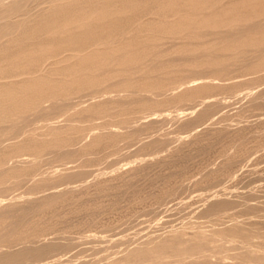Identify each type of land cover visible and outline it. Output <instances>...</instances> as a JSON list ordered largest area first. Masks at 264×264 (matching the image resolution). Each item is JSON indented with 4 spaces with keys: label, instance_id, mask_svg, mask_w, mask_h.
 I'll return each instance as SVG.
<instances>
[{
    "label": "rangeland",
    "instance_id": "374dc122",
    "mask_svg": "<svg viewBox=\"0 0 264 264\" xmlns=\"http://www.w3.org/2000/svg\"><path fill=\"white\" fill-rule=\"evenodd\" d=\"M109 2L0 0V264H264V0Z\"/></svg>",
    "mask_w": 264,
    "mask_h": 264
},
{
    "label": "bare ground",
    "instance_id": "6f19581e",
    "mask_svg": "<svg viewBox=\"0 0 264 264\" xmlns=\"http://www.w3.org/2000/svg\"><path fill=\"white\" fill-rule=\"evenodd\" d=\"M28 1V0H27ZM111 2H109L110 4H105V6H111L112 4H113V0H110ZM18 2H20V1H18ZM18 2H17V4H18ZM259 2V1H258ZM15 3V5H17L16 4V2H14ZM21 3V2H20ZM145 3V2H144ZM137 5V4H136ZM10 6H14V5H9L8 6V8L10 7ZM17 7H22L21 6V4H20V6H18L17 5ZM8 8H6V9H8ZM14 8H16L15 6H14ZM24 8V7H23ZM23 8H22V11H24L25 10V8H24V10H23ZM179 8V7H178ZM12 8H10L9 10H11ZM20 9V8H19ZM15 10V9H14ZM14 10H13V12H14ZM19 11V10H18ZM8 12V11H7ZM139 13L137 14V17H139L138 19H143L144 17H146L147 15H149V14H152V13H156V14H160V15H163V14H166V12H169V10H167V9H155V8H152V7H146V8H143V9H141L140 11H138ZM239 12V11H238ZM14 13H16V12H14ZM17 13H19V12H17ZM43 13V12H42ZM119 13V12H118ZM4 14H7L8 15V13H4ZM39 14V13H38ZM24 15H25V13H24ZM6 16V15H5ZM11 16V15H10ZM25 17H27V15L25 16ZM0 18H1V16H0ZM11 18V17H10ZM76 18V17H75ZM131 18H132V16H131ZM167 18V17H166ZM8 19V18H7ZM26 20V19H25ZM0 22H1V20H0ZM122 22V21H121ZM190 22H191V20L190 21H188V22H186V20L185 21H179V23L182 25V24H190ZM205 22H207V21H205V20H200L198 23H200V24H205ZM4 23V22H3ZM8 23H10V26L11 25H13V23L12 22H8ZM12 23V24H11ZM146 23H149V24H159L160 22H157V21H154V20H148ZM165 23H167V25H169V27L168 28H170V27H175V24H173L174 22H165ZM259 23H261L262 24V22H259ZM5 24H7V23H5ZM16 24V23H15ZM173 24V25H172ZM4 25V24H3ZM176 25H178V23H176ZM8 26H9V24H8ZM22 26V25H21ZM258 26H260L259 24H258ZM13 27V26H12ZM231 27V26H230ZM254 27H256V26H254ZM261 27V26H260ZM1 28H5V27H0V31H1ZM16 28V27H15ZM12 29V28H11ZM11 29H10V31H11ZM118 29V28H117ZM254 29H257V28H254ZM5 30H8V29H5ZM257 30H259V29H257ZM16 31V30H15ZM253 31V30H252ZM2 32V31H1ZM246 32V31H245ZM136 33V32H135ZM138 34V33H137ZM136 34V35H137ZM139 35V34H138ZM4 36H5V34H4ZM232 36V35H231ZM2 37H3V33H2ZM68 37V36H67ZM105 37V36H104ZM141 37V36H140ZM106 38V37H105ZM0 39H2L1 37H0ZM119 39V38H118ZM231 39V38H230ZM86 42H85V45H84V43L82 42V41H80L79 43L80 44H78L77 46H75V47H65L66 49H64V50H59L58 51V49L57 50H55L54 51V53H52L53 54V56H51V57H55V56H58V55H60V54H62L65 50H70V51H77V52H83V51H85L87 48H89L91 45H93V44H95V42H94V40H93V38H86ZM120 40V39H119ZM118 40V41H119ZM3 43V42H2ZM30 45H34L33 43H28V44H26L25 46H30ZM104 46V45H103ZM259 50V49H258ZM58 51V52H57ZM257 51V50H256ZM264 51V50H263ZM263 51H262V53H263ZM57 52V53H56ZM5 54V53H4ZM94 55H95V52L94 51H91V52H88L87 54H85V55H81V56H76V55H74V54H68V55H64V56H62V60H64V61H66V60H69V59H72V58H77L78 59V62H79V64H82L85 60H91L93 57H94ZM12 56V54H9V55H3V54H1L0 55V60L2 61H4V63L5 62H8V61H6L7 59H9L10 57ZM187 57V56H186ZM191 57V56H190ZM197 57V56H196ZM31 67H33V68H35L36 66H31ZM201 67V66H200ZM57 68V67H56ZM14 69V68H13ZM32 69V68H31ZM36 70V69H35ZM34 70V71H35ZM34 71H14L13 72V74H10V75H7L6 77H16V76H18V75H20V74H24V73H33ZM58 71V70H57ZM85 73H87V72H85ZM41 74V73H40ZM77 74V73H76ZM101 74V73H100ZM137 76V75H136ZM140 76V75H139ZM0 78H3L2 76H0ZM128 79V78H127ZM43 79L42 78H29V77H26V78H23V79H18V80H11V81H6V82H0V122H4V121H7L8 120V118H12V117H14V116H16V117H22V116H24L23 114H25V112L23 111V110H26L27 109V105L28 104H30L31 103V100L30 99H28L27 97H25V96H28V95H30V93H33L35 90H38L39 91V94H40V97L39 98H41L42 99V96L44 95V94H46L48 91H49V96H48V98H50V97H53V95H56L57 93H56V91H54V88L49 84L50 82L47 80V82L45 81V82H43L42 81ZM111 83V82H110ZM114 84V83H113ZM14 86H20V87H22L21 89H22V91H23V93H22V95H23V97H17V95H16V92H14V91H12V90H14L13 89V87ZM180 86V85H179ZM176 88V87H175ZM114 89H115V87H114ZM249 90V89H248ZM45 91V92H44ZM56 93V94H55ZM93 93V92H92ZM145 93V92H144ZM143 93V94H144ZM88 94V93H87ZM87 94H84V96L83 97H85ZM137 94V93H136ZM113 94H111V96H112ZM115 95V94H114ZM119 95H121V94H119ZM263 95V94H262ZM110 96V95H109ZM110 96V97H111ZM164 96V95H163ZM90 97V96H89ZM95 97V96H94ZM154 98H157V97H154ZM262 98V97H261ZM83 99H85V98H83ZM57 100V99H56ZM59 100H61V99H59ZM70 100V99H69ZM81 100V99H80ZM41 101V100H40ZM53 101V100H52ZM63 102L65 101V100H62ZM67 101V100H66ZM71 101H76V99L75 100H72L71 99ZM90 101V100H89ZM133 102V101H132ZM33 103V102H32ZM71 103V102H70ZM85 103V102H84ZM81 105H83V104H81ZM80 105V106H81ZM49 106H51V104L49 103V104H45V105H41L40 107L41 108H46V107H49ZM79 107V106H78ZM20 109V110H18V109ZM22 109V110H21ZM47 111V110H46ZM72 111V110H71ZM65 112V111H64ZM66 113H68V112H66ZM66 113H65V115H66ZM36 114V113H35ZM62 115V114H61ZM136 115V114H135ZM45 116V115H44ZM84 118L86 117V116H83ZM106 117V116H105ZM38 118V117H37ZM86 119V118H85ZM112 119V118H111ZM34 120V119H33ZM32 120V121H33ZM115 120V119H114ZM36 123H38V121L36 122ZM69 123H71V122H69ZM73 123V122H72ZM78 123V122H77ZM51 124V123H50ZM46 127V126H45ZM110 127V126H109ZM24 130V129H23ZM41 130H43V129H41ZM7 131V130H6ZM97 131V130H96ZM18 132V131H17ZM100 132V131H99ZM16 134V133H15ZM25 134H27V133H25ZM52 134V133H51ZM30 135V134H29ZM53 135V134H52ZM22 136V135H21ZM40 136H43V134H40ZM11 137V136H10ZM28 138V137H27ZM14 141V140H13ZM57 144V143H56ZM1 145V144H0ZM2 145H3V143H2ZM2 145H1V147H2ZM65 148V147H64ZM0 149H2V148H0ZM60 152V151H59ZM76 157V156H75ZM37 158V157H36ZM43 158V157H42ZM41 158V159H42ZM84 158H86V157H84ZM35 159V158H34ZM39 161V160H38ZM41 161V160H40ZM17 163V162H16ZM7 165V164H6ZM4 166V165H3ZM3 173V172H2ZM1 173V174H2ZM46 174V173H45ZM82 174H83V171H82ZM40 176V175H39ZM36 177V176H35ZM41 177V176H40ZM44 177V176H43ZM50 177H52V176H50ZM72 177V176H71ZM75 177V176H74ZM36 179H37V177H36ZM33 182V181H32ZM30 184V183H29ZM0 189H1V187H0ZM53 199V198H52ZM35 206V205H34ZM5 207V206H4ZM9 207V206H8ZM31 207V206H30ZM33 208V207H32ZM6 209H8V208H6ZM27 209H31V208H27ZM43 209V208H42ZM5 210V209H4ZM14 210V209H13ZM22 210V209H21ZM24 210V209H23ZM6 211V210H5ZM8 211V210H7ZM18 211V210H17ZM27 211V210H26ZM11 212V211H10ZM15 212V211H14ZM20 212V211H19ZM24 212V211H23ZM40 212H42V210L40 211ZM43 212H44V210H43ZM6 213V212H5ZM12 213V212H11ZM19 214V213H18ZM17 214V215H18ZM40 214V213H39ZM10 215H13V214H10ZM16 215V214H15ZM24 215V214H23ZM9 216V215H8ZM2 218V217H1ZM19 218H21V217H19ZM14 222V221H13ZM5 225V224H4ZM17 225V224H16ZM5 227V226H4ZM19 227V226H18ZM7 228V227H6ZM21 228V227H20ZM35 230H36V228H35ZM13 231V230H12ZM237 233H239V230L238 231H236ZM253 232V231H252ZM20 233V232H19ZM26 233H28L29 234V232H26ZM30 233H31V231H30ZM27 234V235H28ZM31 234H33V233H31ZM255 234V233H254ZM30 235V234H29ZM22 236V235H21ZM242 237H244V236H242ZM253 236H251V233H250V236H248V238H252ZM8 238V237H7ZM28 238H29V236H28ZM247 238V237H246ZM23 239H24V237H23ZM15 240H17V239H15ZM4 241V240H3ZM6 241H7V239H6ZM57 241V240H56ZM202 241V240H201ZM196 243H198V242H196ZM195 243V244H196ZM16 244V243H15ZM20 244V243H19ZM38 245V244H37ZM164 245V244H163ZM22 246V245H21ZM51 246H54V245H51ZM171 246V245H170ZM188 246V245H187ZM199 246H200V244H199ZM198 246V247H199ZM198 247H196L195 245H192V246H189V248L186 250V251H193V250H196V248H198ZM29 248H30V246H29ZM62 248V247H61ZM187 248V247H186ZM185 248V249H186ZM25 250H26V248H24ZM32 249H34L33 247H32ZM36 249H38L37 247H36ZM42 249V248H41ZM44 249V248H43ZM59 249V248H58ZM174 249V248H173ZM184 248H182V250H183ZM178 250V249H177ZM202 250V249H201ZM5 252V251H4ZM43 253H44V251H43ZM5 254V253H4ZM35 254H38V252L37 251H32V250H27V251H25V252H20V253H18V251H17V253H8L7 255H4L3 257L5 258V260L6 261H8V263L9 262H12V263H16V262H20V260L22 259L23 260V258L25 259V258H28V257H31L32 255H35ZM182 256H183V254H182ZM185 256V255H184ZM2 257V256H1ZM34 257V256H33ZM35 258V257H34ZM3 259V258H2ZM1 259V260H2ZM209 259V258H208ZM224 259V258H223ZM4 259H3V261H5ZM22 260H21V262H22ZM27 260V259H26ZM31 260V259H30ZM194 260V259H193ZM255 260V259H254ZM2 261V262H3ZM264 261V260H263ZM20 262V263H21ZM27 262V261H26ZM17 264V263H16ZM199 264V263H198ZM206 264V263H205ZM260 264V263H259Z\"/></svg>",
    "mask_w": 264,
    "mask_h": 264
}]
</instances>
